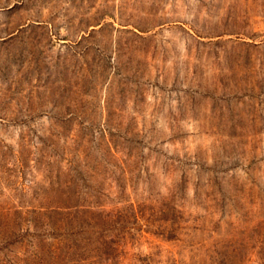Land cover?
<instances>
[{
    "label": "rangeland",
    "instance_id": "rangeland-1",
    "mask_svg": "<svg viewBox=\"0 0 264 264\" xmlns=\"http://www.w3.org/2000/svg\"><path fill=\"white\" fill-rule=\"evenodd\" d=\"M0 264H264V0H0Z\"/></svg>",
    "mask_w": 264,
    "mask_h": 264
}]
</instances>
